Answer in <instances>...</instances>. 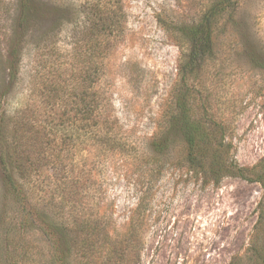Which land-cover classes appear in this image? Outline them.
Masks as SVG:
<instances>
[{
	"label": "rangeland",
	"instance_id": "rangeland-1",
	"mask_svg": "<svg viewBox=\"0 0 264 264\" xmlns=\"http://www.w3.org/2000/svg\"><path fill=\"white\" fill-rule=\"evenodd\" d=\"M38 1L40 13L27 31L8 108L33 104L41 120L49 121L60 111L71 110L72 105L63 104L78 99L92 62L98 70L95 89H100L98 48L90 61V42L80 33L82 27L74 29L71 20L76 13L70 14L72 9L85 12L82 6L96 0ZM122 1L123 32L109 54L101 86L128 151L97 158L92 175L96 196H102V206L118 227L126 226L132 212L139 210L136 221L145 229L140 264H229L244 257L253 241L260 185L233 178L215 185L176 165V158L155 176L146 154L163 124L180 61L174 35L158 18L171 24L191 23L211 0ZM16 2L0 0V40ZM238 10V34L248 35L264 51V0H240ZM231 29L217 30L215 57L208 61L203 79L213 83L215 103L230 117L232 157L239 166L251 167L264 156V74L245 60L233 42H237L235 28ZM52 82L63 89L57 100L47 103L51 94L46 85ZM69 150L64 171L56 176L78 180L83 195L86 150L80 141ZM52 189L51 182L44 183L40 196L50 199ZM35 239L43 250H35L30 264L42 263L47 255V244L38 235Z\"/></svg>",
	"mask_w": 264,
	"mask_h": 264
},
{
	"label": "trees",
	"instance_id": "trees-1",
	"mask_svg": "<svg viewBox=\"0 0 264 264\" xmlns=\"http://www.w3.org/2000/svg\"><path fill=\"white\" fill-rule=\"evenodd\" d=\"M239 5L240 0H211L191 23L171 24L158 18L174 35L180 61L163 124L147 145L146 154L155 176L176 158V165L215 185L226 178L258 183L262 196L253 241L244 257L229 264H264V156L251 167L237 164L231 155L234 130L230 117L224 113L226 109L217 107L213 83L203 79L208 61L215 57L219 27L235 28L231 31L236 47L253 69L264 74V51L248 35L238 34ZM39 8L38 0H17L13 14L7 11L11 22L0 40V264H30L35 250H43L37 235L48 246L38 264H140L145 229L136 221L139 210L132 212L126 226L118 227L102 206V196H96V182L92 181L98 157L128 151L101 86L109 54L123 32V1L96 0L82 6L85 12L71 10V15L76 13L71 20L74 29L82 27L80 33L90 42V61L98 48L100 89H95L98 70L92 62L83 77L84 88L76 94L78 99L63 104L72 105V115L64 109L55 118L48 116L49 121L41 120L33 104L8 108L27 31ZM52 84L46 85L51 94L47 103L57 100L63 89ZM78 141L89 160L83 195L78 180L56 176L64 171L69 146ZM49 181L53 189L46 200L40 195Z\"/></svg>",
	"mask_w": 264,
	"mask_h": 264
}]
</instances>
